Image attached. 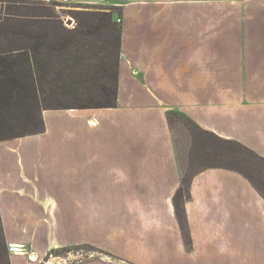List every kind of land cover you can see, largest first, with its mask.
Instances as JSON below:
<instances>
[{
	"label": "crops",
	"instance_id": "obj_1",
	"mask_svg": "<svg viewBox=\"0 0 264 264\" xmlns=\"http://www.w3.org/2000/svg\"><path fill=\"white\" fill-rule=\"evenodd\" d=\"M68 1L122 11L117 106L44 111L42 133L0 141L10 264L86 246L127 264H264V199L241 173L197 174L179 221L169 121L264 156V0Z\"/></svg>",
	"mask_w": 264,
	"mask_h": 264
},
{
	"label": "trees",
	"instance_id": "obj_2",
	"mask_svg": "<svg viewBox=\"0 0 264 264\" xmlns=\"http://www.w3.org/2000/svg\"><path fill=\"white\" fill-rule=\"evenodd\" d=\"M38 10L41 11L17 13L23 18L19 24L12 20L0 25V140L33 134L27 133L31 124L44 127V111L117 106L122 28L114 22V15L92 13L79 27L68 31L53 19L58 29L46 26L44 23L51 19ZM105 28L112 32H104ZM53 94L73 96V106H54ZM189 121L199 133L257 155L244 145L223 139ZM209 168L234 170L224 165ZM202 171L183 176L175 197L181 223L185 220L184 203L191 197V182ZM0 240L6 246L1 226ZM1 264H10V261L1 260Z\"/></svg>",
	"mask_w": 264,
	"mask_h": 264
},
{
	"label": "rangeland",
	"instance_id": "obj_3",
	"mask_svg": "<svg viewBox=\"0 0 264 264\" xmlns=\"http://www.w3.org/2000/svg\"><path fill=\"white\" fill-rule=\"evenodd\" d=\"M33 9H41V11H38L43 15L49 16L51 21L44 24L56 30L58 28L55 26L53 20L59 21L66 30L71 31L79 27L84 20L89 19L92 13H99L102 15V13L111 12L114 15V22H116L119 27L122 25L121 9L110 5V3L74 4L68 0L62 2L56 0H0V25L12 22V20L19 24L23 18L22 16H17V13L24 11L34 13ZM10 14L14 15L10 17ZM100 18H102V16H100ZM109 30L105 28L104 32ZM111 32L112 31H109V33ZM109 33H106L108 34V38H110ZM51 103L56 107H68L73 106L74 99L73 96L68 94H53ZM169 121L174 132L177 155L183 171V176L189 177L211 166L224 165L228 168L237 170V172L239 171V173L245 176L264 199V156H257L236 146L217 142L215 141L216 139L199 133L197 127L180 112H172L169 115ZM27 131V133H33L30 135H38L44 131V127L31 124L27 128ZM4 139L5 138L0 141L16 138ZM185 185L187 187L188 183ZM89 249L90 248L86 246L74 250H65L61 254V257L66 261L63 264L83 263L96 257L103 258L112 264H127L115 258L94 253ZM11 251H9V249L4 246L2 240H0V264L1 260L7 262L10 259ZM1 252H3V254H1ZM54 260V258L50 257L47 262L51 264Z\"/></svg>",
	"mask_w": 264,
	"mask_h": 264
},
{
	"label": "built area",
	"instance_id": "obj_4",
	"mask_svg": "<svg viewBox=\"0 0 264 264\" xmlns=\"http://www.w3.org/2000/svg\"><path fill=\"white\" fill-rule=\"evenodd\" d=\"M67 1V0H66ZM82 261V260H81Z\"/></svg>",
	"mask_w": 264,
	"mask_h": 264
}]
</instances>
